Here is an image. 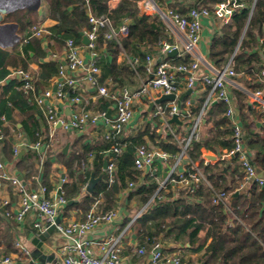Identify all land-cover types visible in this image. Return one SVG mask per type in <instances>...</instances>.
<instances>
[{"label":"trees","instance_id":"16d2710c","mask_svg":"<svg viewBox=\"0 0 264 264\" xmlns=\"http://www.w3.org/2000/svg\"><path fill=\"white\" fill-rule=\"evenodd\" d=\"M110 1L89 0V4L95 15L108 17L112 28L116 31L125 19L130 21L128 35L120 36L119 43L115 39L106 38L107 29L100 31L96 43L98 56L96 61L102 74L101 83L104 82L113 90H119L140 85L139 77L145 80L151 77L142 67L134 69L130 63L119 62L120 55H126L143 63L146 60V53L141 51L144 43L149 45V52L153 54L155 51L160 52V43L172 42L173 37L159 16L141 14L139 3L143 0H119L115 8L110 7ZM153 1L163 11L173 10L180 15H186L194 8L212 10L216 5L227 0ZM237 1L246 4V7L235 10L231 23L216 20L217 32L210 44L208 60L218 69H223L231 63L236 74L247 78L250 93H254L264 88L261 80L264 52H260L261 42L264 40V0ZM44 2L47 5V15L44 18H40L36 11L24 9L7 15L4 23L19 24L18 33L21 35L34 26H41L45 19H52L57 24L51 31L58 37L60 45H64L70 38L81 44V34L91 29L88 0H44ZM45 37H32L22 46L16 45L12 51L0 47V83L15 71L29 73L30 60H38L46 56V52L41 48V40ZM181 64L190 65L191 59L188 56L176 57L173 66ZM59 65L60 63L53 62L41 65L40 73L36 76L37 93L43 89L42 83H49L57 75ZM178 74L184 76L182 73ZM10 85L11 88L0 97V127L3 135L0 140V162L10 165L31 188L33 175L36 174V164L41 162V155L28 145L26 154L20 158L14 154L12 142L16 134L22 131L29 142L34 143L37 134L42 132L47 134L48 128L46 131L42 129L40 108L34 101V94L25 92L24 82L15 77ZM233 95L239 111L244 143L249 151L252 165L259 172H264V115L257 107H254L253 111L249 110L248 94L234 89ZM208 96L209 90L206 88L196 105L192 104L191 116L181 118L180 123L168 126L159 121L155 126L148 125L145 131L135 136L125 139L120 136L117 141L105 137V140L95 147L80 146L76 143L72 153L64 155L60 152L58 156L63 166L67 168L69 178V182L63 184L62 190L68 203L74 202L72 205H67L65 214L74 209L82 210L86 214L99 197L103 199L104 212L116 211L121 191L129 189V182L139 181L140 171L134 166L138 148L154 146L171 156L178 155L181 148L170 129L175 130L176 136L188 137L199 116L201 120H206L205 123L201 121V128L208 135L207 137L203 135L201 139L191 143L188 156L192 161L197 162L204 152L222 156L234 149L233 125L225 116L227 106L219 102L206 116L203 109ZM99 103L98 113L107 114L112 102L100 97ZM167 103L164 102L162 105L168 112ZM184 105L181 102L182 111ZM18 109L24 115L21 130L14 124V113ZM3 116L6 121L2 120ZM158 129L161 130L160 133H157ZM115 147L121 149L119 154L114 152ZM91 156L94 157L93 164L90 163ZM111 158L116 164L115 182L109 186L104 179L92 194L86 192L85 188L91 172L93 171L95 176H100L104 162ZM202 166L209 185L202 182L194 191L188 187L180 189L178 196L174 191V183H169L166 188L159 191V184L149 177L142 185L135 186L130 192L129 199L138 196L140 208H136V211L148 206L129 226L122 239L124 236L128 239L131 236L129 233L132 232L139 238L144 248L150 250L161 236L162 240L170 242L184 241L185 244H190L189 248L183 245L186 251L203 253L199 257V264H264V188L257 183L249 182L244 189H240L245 184V174L239 156H234L230 162L219 160L214 164L202 163ZM48 172L49 161L45 162L43 174L44 184L48 190H51ZM214 191H225L230 197L235 192H239V195L229 199L227 209L222 204H213ZM5 209L0 206V252L5 255H17L19 264H34L19 254L16 240L13 241L11 233L3 230ZM130 221V217H126L122 226L127 227Z\"/></svg>","mask_w":264,"mask_h":264},{"label":"built area","instance_id":"2783aa9c","mask_svg":"<svg viewBox=\"0 0 264 264\" xmlns=\"http://www.w3.org/2000/svg\"><path fill=\"white\" fill-rule=\"evenodd\" d=\"M89 24L91 29L86 33L90 41L88 48L91 51V59L86 60L81 54V45L73 38L66 40L64 58L59 60V70L54 78L52 88L37 93L36 79L29 73L15 71L21 81L24 82L26 93L34 94V101L42 111L47 123L48 133L52 140L58 129L66 132L83 130L88 124H98L105 121L109 125V132L106 138L111 141H117L122 135L124 128L131 122L134 117L135 102L142 98H152V91L156 92L158 97L161 95L180 94V85L177 81V74L182 73L185 78L186 89H195L197 82H200L209 90V100L215 98L227 106L225 116L229 118L233 125L234 149L220 157V160L229 161L234 156H239L245 174V184L240 189H244L249 182L257 183L264 188V172H259L251 162L250 154L245 146L243 138V129L239 118V111L236 107L234 95L230 88V79L238 76L229 63L225 68L218 69L214 67L208 57L200 52V42L203 33V20L210 16H215L225 23L230 22V18L236 9H243L246 4L237 0H227L224 3L216 5L212 10L192 9L186 15H180L173 10L163 11L153 0H143L139 3L141 14L159 16V19L166 26L167 30L173 37L172 42L163 41L160 43V52L167 55L173 50H178L180 57L188 56L191 59L190 65L181 64L170 67L166 63H156V58L149 52V45H142L146 53L145 69L151 77L142 82L137 89L128 87L112 90L101 83V70L97 65L96 43L99 33L102 29H107V39H115L119 43L120 36H127L129 32V20L125 19L119 30H114L110 20L106 16H97L87 2ZM254 6L252 7V13ZM51 33L44 26H34L29 31L27 39L32 37L42 38ZM181 52V53H180ZM57 57V54H52ZM264 61V53L262 55ZM132 67L137 69L139 61L131 60ZM204 69V73L197 76V73ZM261 80L264 84V70L261 72ZM88 82L93 90L99 96L110 100L116 109V115L112 120L107 118L106 113H92L88 111L78 112L71 115L69 119L61 117L58 113V102L67 99L74 104L81 101V92L83 83ZM250 103L257 107L261 114L264 115V90L252 93ZM190 104H188L189 106ZM168 112L162 104L155 106V112L152 115L155 119L169 125L168 121L178 115L179 119L190 117L189 108L183 111L177 101L171 102ZM6 121L5 117H2ZM201 116L194 122L188 137L176 136L175 130L170 129L176 137L181 151L176 156H171L157 149L141 146L135 154L134 166L136 170L145 171L153 165L158 159L173 160L174 166L168 171L166 178L159 184V191L166 188L169 183H182L192 191L202 182L209 185L202 163L205 165L211 163L205 156H201V162L192 161L188 156V148L194 140L200 139ZM39 141L33 145L35 150H40L42 134L38 133ZM3 138L0 127V140ZM19 140H24L19 134L16 142L12 144L13 152L19 155L22 148L25 147ZM114 152L119 154L121 149L114 148ZM186 160V170L178 172L177 168ZM116 164L114 159L108 160V167L105 171V180L109 186L115 182ZM177 177V178H175ZM65 179L61 180L63 185ZM62 185L55 186L53 197H50L49 190L45 185H39L36 189H29L26 183H23L16 174H12L8 166L0 162V206L5 207L4 214L6 218L13 220L17 224H23L27 217L34 216L33 232L35 237L39 238L49 227L55 226V232L67 239L59 254L63 258V264H123V245L122 236L101 243H93L86 236L103 224H110L118 220L121 216L119 211L103 212L92 207L84 216L83 220L72 221L69 223L62 222V214L68 205L64 196ZM5 186L11 188L13 197L8 196ZM134 183H130L133 187ZM7 187V188H8ZM86 189V188H85ZM230 195L225 191H214L213 204H222L229 208ZM60 217L61 222L56 224V219ZM231 225V224H230ZM16 248L19 254L26 259L30 258V248L25 246L20 239H16ZM141 255L146 254V249H140ZM152 264H185L183 256L178 253H168L165 251L161 240L151 249ZM18 258L13 255H0V264H19Z\"/></svg>","mask_w":264,"mask_h":264},{"label":"crops","instance_id":"0c3cea01","mask_svg":"<svg viewBox=\"0 0 264 264\" xmlns=\"http://www.w3.org/2000/svg\"><path fill=\"white\" fill-rule=\"evenodd\" d=\"M118 4H119V0H111L109 2V5L111 8L117 7ZM42 9L47 10V8H42ZM42 9L39 10L38 12V15L40 18H44L47 15V11L42 12ZM216 20H220L222 23H225L223 20L218 19L217 17L213 15L203 20V33H202V38L200 42V52L206 57H208L212 38L217 32ZM231 22H232V16L230 18L229 23ZM6 24H9V23H6ZM56 24L57 22L52 19H45L44 22L42 23V26L48 29V31L51 34L46 36L43 40H41V48L44 50V52H46V56L39 58L38 60L31 59L29 62V74L32 75L35 79H37L36 76L40 73L41 65H44L45 63H49V62L59 63V60H62L64 58L65 44L60 45L57 40L58 37L51 31L52 28L56 26ZM19 28L20 26L18 24V29L16 30V33L19 35L18 42H16L15 44L11 46L8 45V43H6L5 41L3 43L0 42L1 48L8 50V51H12V48H14L16 45L22 46L23 43L28 42L29 39H27V36L29 35L30 30L29 31L26 30L23 34L20 35L18 33ZM1 30L3 31V33L0 31L1 37L9 35L8 30H3V29ZM80 45H81L82 56L86 60L91 59L92 57L91 51L88 48V46L83 44V38H82V42ZM141 51L145 53V50L143 49V47H141ZM260 52L261 53L264 52V40H262L261 42ZM52 54H57V57H53ZM153 55L156 58V63H166L170 67H173L174 62L176 61V57L177 58L180 57L179 54H177L176 56H170L169 54L163 55L159 51L153 52ZM31 57H33V54H31ZM131 60H135V59H130L126 55H123V54L120 55L118 59L119 62H127L128 64L131 63ZM145 64H146V60L143 63L139 62L137 68L142 67L145 70ZM203 73H204V69H201L200 72L197 73V76H200ZM55 76L50 80L49 83L47 82L42 83L43 89H41L40 92H43L47 90L48 88H52V89L54 88L53 82H54ZM15 77L17 79L19 78L17 75L11 74L5 81L0 83V97L5 91L11 88L10 84L13 81V78ZM101 78H102V74H101ZM139 78H140V85L137 84L136 86H129L128 88H131V89L139 88V86H141L142 80H145V79H142V77H139ZM177 81L180 85V94L178 96L179 98L181 95L185 94L188 91V89H186L185 87L184 76L177 74ZM103 85L107 86L106 84H104V82H103ZM248 86H249V82L247 78H244L241 75H238L233 79H230V88L232 90V93H233V90L236 89L250 96L252 93H250ZM108 88L112 89L111 87H108ZM262 89L264 90V88ZM205 91H206V88L200 82H197L195 89L193 90V93L190 95H187L185 99L182 101L185 104L184 109L188 107L191 112L192 104L196 105V102L198 101V99L201 97V95ZM68 96L70 95L67 94V99L61 102H58L57 104L58 113L60 114L61 117H65L69 119L72 114L83 112V111L98 113L99 111L98 108L100 106L99 100L101 96H99L98 93L91 88L88 82L83 83V89L81 92V101L79 103L74 104L71 100H68ZM29 100L31 101V99ZM249 100H251L250 97H249ZM152 102H153L152 98H148V97L142 98L141 100H138L135 102L134 117L131 120V122L124 128V131L121 135L122 139L135 136L139 132L145 131L148 125L155 126L157 125V122L161 121L151 116L152 112H155V107L153 111L151 112V114H149L148 112L149 106ZM167 102L168 103L166 105L167 107H169L172 101H167ZM218 103L219 101L216 100L215 98H211L209 100V96H208L206 102L204 103V109H203L204 110L203 112L206 114V116L208 115L210 109L213 108ZM188 104L190 105L188 106ZM249 106H250L249 108L250 111H253V109H255L253 105L250 103V101H249ZM39 114L41 116L39 117L41 118L40 122L42 125V129H45L46 131L47 123L45 121V117L41 110ZM115 115H116V109H115L114 104L112 103L111 106L109 107V110L107 111V118L109 120H112L115 117ZM23 119H24V115L22 114V112L19 109L16 110L14 113V124L18 126L19 130H21L22 128L21 121ZM201 121L202 123L206 122L205 119ZM210 127H212V124L210 125ZM108 132H109V125L105 121H102V120L98 122V124H95V125L90 123L83 130H80V131L73 130V131L66 132L62 129H58L52 140L50 139V136L48 133L43 134L42 132V138H41L42 147L40 150H35L33 148V145H35L39 141L38 137L34 143H30L26 135L24 134V132L22 131L18 133L16 132L17 133L16 137L19 134L23 136L24 140H19L18 142H22L25 146L22 148L25 150L24 155L27 152L28 145L30 146V148L34 149L38 154L41 155V162L39 164H36V174L33 175L32 186L31 188L30 187L28 188L36 189L40 184L45 185L44 184L45 177L43 174L44 166H45V162L49 161L48 180H49V183L52 189L49 190L48 195L50 197H53L54 195L53 190H55V186L62 185L61 184L62 175L65 176L66 182H69L67 168L63 166V163L58 156L59 153L62 152L64 155H68L72 153L73 147L74 145H76V143H79L80 146L82 145H91L93 147L98 146L105 140V137ZM160 132L161 130L158 129L157 133H160ZM203 135L207 137L208 133H206L201 128V124H200V139L202 138ZM16 137L13 139L12 144L16 142ZM66 146H69V147H68V150L65 152ZM150 148L160 150L159 148L154 147V146H151ZM207 154H213L217 156V160L211 162L213 164L220 160L221 156H218L217 154L212 153V152H204L202 156H206ZM49 155L51 156L50 158H49ZM158 159H159L158 162L155 161L153 165L151 166V168L143 172L140 171V177L137 183L131 181L129 182V189L125 191L124 190L121 191L120 195L118 196V206H117L118 207L117 211H119L121 214L120 218L110 224H103L97 227L94 231L89 233L88 236H86L88 240H90L93 243H101L104 241L112 240L114 238H118L120 236H123L126 233L129 226H131V224L135 222V220L141 215V213L148 206L146 205L142 207L140 211H136V208H140V200L138 199V196L132 197L131 200L129 199L131 190L135 188V186L142 185L145 182L147 177H149L150 180L155 181L157 184H160L164 180L166 170L169 171L174 166V161L172 159L171 160H164L161 158H158ZM93 161H94V157L91 156L90 163L93 164ZM198 162H201V158L198 160ZM227 162H230V160ZM186 164L187 162L186 160H184L182 164L178 166L177 171L178 172L185 171ZM7 166L12 174H16L18 177L20 176L10 165H7ZM103 172H104V166H103ZM92 173L95 175L93 171L91 172V175ZM91 175H90V178H91ZM104 179H105V175L103 176L102 181H104ZM130 183H134V186L130 187ZM7 187L8 186H5V189L8 191V196L12 198L13 195H12L11 188L10 187L7 188ZM186 187L187 186H185L182 183H176L174 185V188H175L174 191L176 195L178 196V191L180 189H183ZM102 203H103V199L102 197H99L92 207H96V209L104 212L102 208ZM128 208L130 211L128 210ZM84 216H85V213L82 210L80 211L75 210V209L69 210L67 215L65 214V211H64L62 214V222L69 223L72 221H80L84 219ZM4 217H5V221H4L5 224L4 226H2V228L5 232L11 233L13 241L16 239H20L21 242L29 248L34 247V242L36 240H38L39 242L41 241L39 238L35 237V234L33 232L34 230H33L32 224L35 221L34 216L27 217L26 221L20 225L14 222L13 220L6 218L5 214H4ZM126 217H130L131 221H130V224L124 228L122 224ZM129 235L131 236L130 237L127 236L128 239H126V236H124V239L121 240L122 245H123V264H152L151 263V259H152L151 250L146 249L147 253L144 255H141L139 251L140 249L144 248L143 244L140 243L139 238L134 233L131 232L129 233ZM162 239L163 238L161 236L160 240L163 243V246L166 252L172 253V254L180 253L183 256V260L185 264H199V257L203 253H193L192 251H189V250L186 251L185 249H183V245L185 244L184 241L176 243V242H170V241L162 240ZM66 242H67V239L60 236L57 232H54L46 241L43 242L42 247H39V245H37L39 249L41 250V258H45L46 262H42V259L33 260L31 257L29 259L30 262H33L34 264H63V258L59 254V251L63 248ZM185 246L189 248L190 244L187 243L185 244ZM0 255H5V253L0 252ZM12 255L17 258V255L15 254H12Z\"/></svg>","mask_w":264,"mask_h":264},{"label":"water","instance_id":"95a60500","mask_svg":"<svg viewBox=\"0 0 264 264\" xmlns=\"http://www.w3.org/2000/svg\"><path fill=\"white\" fill-rule=\"evenodd\" d=\"M42 0H36V3L34 6H22L21 8L17 9H26L29 11H36L39 12L40 10V6H41ZM14 12V10H10L7 5H6V0H0V23L1 21L4 20V15H8L10 13ZM1 29L3 30H8L9 35H7L6 39L9 41L8 45H13L16 42H18L19 40V35L16 33V30L18 29V24L15 23H9V24H4L1 25ZM82 38H83V44H85L86 46L89 45L90 41L88 39V36L85 33H82ZM1 38V36H0ZM178 54V50H173L172 52L169 53L170 56H176ZM54 92L56 91V86H54L53 88ZM193 93L192 89H189L185 94L181 95L179 98H177L176 94H170V95H161L160 97H158V94L154 91H152V97L153 99H155L149 106L148 112L149 114H151V112L153 111L154 107L156 105L159 104H163L164 102L167 101H177V104L180 105L181 102L185 99V97L187 95H190ZM169 125H172L174 123H180V119L178 117V115H174L169 121H168ZM69 146H66L65 148V152L68 150ZM25 153V150L22 149L21 152L19 153L18 157H22ZM208 160L210 161H216L217 160V156L213 155V154H207L205 156ZM108 167V161L106 160L104 162V172L103 174H101L100 176L96 177L93 173L91 175V178L88 182V185L86 187V191L89 193H93L95 191L96 186L103 180V176L105 175V171ZM168 170H166L165 176L164 178H166ZM19 179L24 183L23 181V177L20 175ZM62 179H65V176L62 175ZM239 192H235L234 194L231 195V199H233L234 197L238 196ZM74 202H69L70 205H72ZM126 213V212H125ZM127 214V213H126ZM61 222V218L58 217L56 219V224H59ZM55 232V226H51L48 228V230L46 232H44L39 239L41 240L40 243L43 244L44 241H46L53 233Z\"/></svg>","mask_w":264,"mask_h":264},{"label":"rangeland","instance_id":"374dc122","mask_svg":"<svg viewBox=\"0 0 264 264\" xmlns=\"http://www.w3.org/2000/svg\"><path fill=\"white\" fill-rule=\"evenodd\" d=\"M6 2L7 3H10L11 5H15V4H17L18 2H20L21 4L23 3V2H27V3H30V5H34L35 3H36V0H21V1H19V0H6ZM9 5V4H8ZM10 6V5H9ZM42 8H47V5H46V3L44 2V0H42V3H41V6H40V10L42 9ZM20 10H22V9H20ZM24 10V9H23ZM16 11H19V10H15V12ZM47 10L46 9H42V12H46ZM12 13H14V12H12ZM7 15L5 14L4 15V18L6 17ZM1 25H4V24H6V23H4V20L3 21H1V23H0ZM0 31L3 33V31L1 30V26H0ZM6 37L7 36H2L1 38H0V41L1 42H7L8 40L6 39ZM4 39H6V40H4ZM37 245H39V247H42V244L38 241V240H36L35 242H34V247L33 248H30V252H31V255H30V257L34 260V259H36V260H41L42 259V262H46V259L45 258H41V250L39 249V247L37 246ZM30 259V258H29Z\"/></svg>","mask_w":264,"mask_h":264},{"label":"bare ground","instance_id":"6f19581e","mask_svg":"<svg viewBox=\"0 0 264 264\" xmlns=\"http://www.w3.org/2000/svg\"><path fill=\"white\" fill-rule=\"evenodd\" d=\"M19 1H21V0H19ZM10 6H9V5ZM6 5H7V7L10 9V10H17V9H19V8H21L22 6H34V5H30V3H27V2H23L22 4L20 3V2H18L17 4H15V5H11L10 3H7L6 2ZM1 42V41H0ZM9 41H7L6 43H8ZM1 43H3V42H1Z\"/></svg>","mask_w":264,"mask_h":264}]
</instances>
